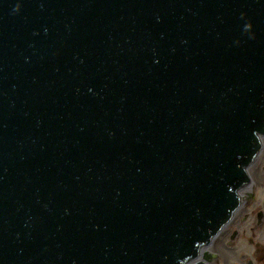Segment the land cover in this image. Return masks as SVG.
Here are the masks:
<instances>
[{
	"label": "water",
	"instance_id": "95a60500",
	"mask_svg": "<svg viewBox=\"0 0 264 264\" xmlns=\"http://www.w3.org/2000/svg\"><path fill=\"white\" fill-rule=\"evenodd\" d=\"M264 134V0H0V264H208Z\"/></svg>",
	"mask_w": 264,
	"mask_h": 264
},
{
	"label": "flooded vegetation",
	"instance_id": "af4514ba",
	"mask_svg": "<svg viewBox=\"0 0 264 264\" xmlns=\"http://www.w3.org/2000/svg\"><path fill=\"white\" fill-rule=\"evenodd\" d=\"M239 189V203L212 238L208 264H264V134Z\"/></svg>",
	"mask_w": 264,
	"mask_h": 264
}]
</instances>
